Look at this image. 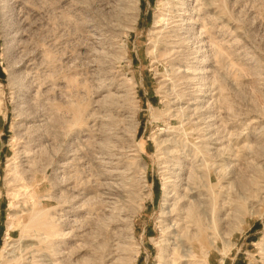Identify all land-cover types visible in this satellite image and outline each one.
<instances>
[{"label":"rangeland","instance_id":"1","mask_svg":"<svg viewBox=\"0 0 264 264\" xmlns=\"http://www.w3.org/2000/svg\"><path fill=\"white\" fill-rule=\"evenodd\" d=\"M136 1L0 0V264H264V0Z\"/></svg>","mask_w":264,"mask_h":264},{"label":"bare ground","instance_id":"2","mask_svg":"<svg viewBox=\"0 0 264 264\" xmlns=\"http://www.w3.org/2000/svg\"><path fill=\"white\" fill-rule=\"evenodd\" d=\"M136 1V0H135ZM138 1H136L135 3H137ZM165 3V2H164ZM161 4V3H160ZM162 5V4H161ZM164 12V11H163ZM160 15H162V14H160ZM167 15V14H166ZM160 17V16H159ZM162 17V16H161ZM160 17V18H161ZM159 21L160 20H158V18H157V24H155V28H158V27H160V23H159ZM173 23V22H172ZM154 37V36H153ZM152 41L154 42L153 43V47H154V49H155V43H156V40H154L153 38H152ZM157 44V43H156ZM152 47V48H153ZM157 48V47H156ZM150 51V50H149ZM169 52V51H168ZM155 54V52L154 51H151V53L150 54ZM198 131V130H197ZM176 132V131H175ZM196 133V132H195ZM133 135V134H132ZM224 136V135H223ZM171 140V139H170ZM166 141H168L167 139H162V140H158L157 141V144H158V147H159V149H160V147L162 148V146H164V143L166 142ZM168 143H170V142H168ZM207 144V143H206ZM167 147H169V146H167ZM211 147H213V146H211ZM165 148V147H164ZM214 148V147H213ZM163 149V148H162ZM218 149H220V148H218ZM217 150V149H216ZM224 150V149H223ZM135 151V150H134ZM181 151V150H180ZM186 151V150H185ZM218 151V150H217ZM133 153H135V152H133ZM218 153V152H217ZM216 153V154H217ZM213 154V153H212ZM132 155V154H131ZM136 155H138V154H136ZM197 155H199V154H197ZM138 157V156H137ZM200 160V159H199ZM195 165V164H194ZM224 166V165H223ZM225 168V167H224ZM225 170V169H224ZM220 172V171H219ZM225 172H227V171H225ZM216 174V173H215ZM223 174V173H222ZM199 176V175H198ZM204 178V177H203ZM165 180H167V179H165ZM172 181V180H171ZM175 182V181H174ZM165 183H167V182H165ZM194 188V187H193ZM170 190H171V188H170ZM174 191H175V189H174ZM186 192V191H185ZM187 192H189V191H187ZM191 193V192H190ZM28 194V193H27ZM185 194V193H184ZM172 195V194H171ZM183 195V194H182ZM188 195V194H187ZM166 196L168 197V199L167 200H169L170 198H169V191H168V188H166ZM23 197V196H22ZM179 197V196H178ZM192 197V196H191ZM35 198V197H34ZM185 198V197H184ZM183 198V199H184ZM23 199V198H22ZM28 199V198H27ZM166 199V198H165ZM186 199V198H185ZM187 199H188V197H187ZM180 200V199H179ZM189 200V199H188ZM198 200V199H197ZM21 202V201H20ZM169 203V202H168ZM191 204V203H190ZM168 205V204H167ZM182 205V204H181ZM187 205V204H186ZM197 205V204H196ZM200 205V204H199ZM25 206V205H24ZM192 206H194L193 204H192ZM192 206H190V208L192 207ZM165 207V206H164ZM189 207V206H188ZM195 207V206H194ZM193 207V208H194ZM13 208V211L15 212L16 211V209L17 208H15V206L14 207H12ZM166 208V207H165ZM179 209V208H178ZM186 209V208H185ZM165 210V209H164ZM163 210V211H164ZM189 210V209H188ZM198 210V209H197ZM176 212H178V211H176ZM13 213V212H12ZM211 214V213H210ZM17 214L16 213H14V215H13V217H15ZM14 219V218H13ZM179 219V218H178ZM191 219V218H190ZM207 219V218H206ZM188 220V219H187ZM205 221V220H204ZM222 221V220H221ZM190 222H191V220H190ZM199 222H200V220H199ZM189 223V222H188ZM197 223V222H196ZM12 224V223H11ZM186 224V223H185ZM201 225V224H200ZM185 226V225H184ZM208 226V225H207ZM10 228L11 229H13L14 227H13V225H10ZM196 228V227H195ZM205 229V228H204ZM178 232V231H177ZM179 233V232H178ZM206 234V233H205ZM62 235V234H61ZM59 236V235H58ZM197 236V235H196ZM210 238V237H209ZM10 245H7V247H5V248H3V251H2V253H4V252H7V250H8V247H9ZM183 246V245H182ZM28 247V246H27ZM54 247V246H53ZM178 247V246H177ZM173 248H175V247H173ZM164 249V248H163ZM162 249V250H163ZM186 249V248H185ZM189 249V248H188ZM194 249V248H193ZM193 249L191 250V249H189V250H187V251H185L184 252V254L183 255H181L180 256V254H182L181 252H179L180 254H179V257H177L176 256V254H174V256L172 255V256H170V255H168V253H165V250H163V252H162V255H160L159 256V263L158 264H178V262H180L179 260L180 259H185V261L187 262H193L194 260H195V258H197V256L195 255V253H194V251H193ZM176 250V249H175ZM128 251V250H127ZM177 251V250H176ZM35 252V251H34ZM34 252H32V253H34ZM21 253V252H20ZM24 253V252H23ZM37 253V252H36ZM208 253V252H207ZM55 255V254H54ZM5 256V255H4ZM8 256V255H7ZM6 257V256H5ZM23 257V256H22ZM29 257V256H28ZM31 257L32 258H34L33 257V255H31ZM57 257V256H56ZM123 257V256H122ZM137 257H138V254H136L135 255V257L133 258V262H131V263H135L136 262V260H137ZM30 258V257H29ZM18 259V258H17ZM26 259V258H25ZM54 259V258H53ZM34 260H36L35 258H34ZM43 260H45V259H43ZM42 260V261H43ZM118 260H120L119 258L118 259H116V261H117V263H118ZM38 261V260H37ZM197 261V260H196ZM35 262V261H34ZM130 262V261H129ZM116 263V262H115ZM114 263V264H115ZM119 263H121V262H119ZM118 263V264H119ZM181 263H182V260H181ZM32 264V263H31ZM186 264H191V263H186ZM195 264V263H194Z\"/></svg>","mask_w":264,"mask_h":264}]
</instances>
